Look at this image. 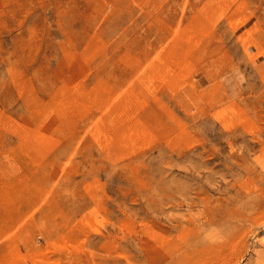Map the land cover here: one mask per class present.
<instances>
[{
    "label": "rangeland",
    "instance_id": "374dc122",
    "mask_svg": "<svg viewBox=\"0 0 264 264\" xmlns=\"http://www.w3.org/2000/svg\"><path fill=\"white\" fill-rule=\"evenodd\" d=\"M0 264H264V0H0Z\"/></svg>",
    "mask_w": 264,
    "mask_h": 264
},
{
    "label": "bare ground",
    "instance_id": "6f19581e",
    "mask_svg": "<svg viewBox=\"0 0 264 264\" xmlns=\"http://www.w3.org/2000/svg\"><path fill=\"white\" fill-rule=\"evenodd\" d=\"M12 69V68H11Z\"/></svg>",
    "mask_w": 264,
    "mask_h": 264
}]
</instances>
